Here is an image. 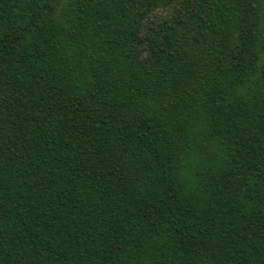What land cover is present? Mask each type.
<instances>
[{
    "label": "trees",
    "instance_id": "obj_1",
    "mask_svg": "<svg viewBox=\"0 0 264 264\" xmlns=\"http://www.w3.org/2000/svg\"><path fill=\"white\" fill-rule=\"evenodd\" d=\"M0 264H264V0H0Z\"/></svg>",
    "mask_w": 264,
    "mask_h": 264
}]
</instances>
